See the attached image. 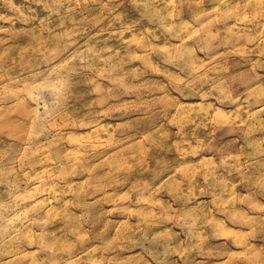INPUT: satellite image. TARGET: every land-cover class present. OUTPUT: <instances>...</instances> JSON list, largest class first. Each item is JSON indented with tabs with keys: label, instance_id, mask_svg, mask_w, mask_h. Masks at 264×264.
<instances>
[{
	"label": "rangeland",
	"instance_id": "obj_1",
	"mask_svg": "<svg viewBox=\"0 0 264 264\" xmlns=\"http://www.w3.org/2000/svg\"><path fill=\"white\" fill-rule=\"evenodd\" d=\"M120 262L264 264V0H0V264Z\"/></svg>",
	"mask_w": 264,
	"mask_h": 264
},
{
	"label": "bare ground",
	"instance_id": "obj_2",
	"mask_svg": "<svg viewBox=\"0 0 264 264\" xmlns=\"http://www.w3.org/2000/svg\"><path fill=\"white\" fill-rule=\"evenodd\" d=\"M118 259V258H117ZM121 264H125V263H122V262H120Z\"/></svg>",
	"mask_w": 264,
	"mask_h": 264
}]
</instances>
